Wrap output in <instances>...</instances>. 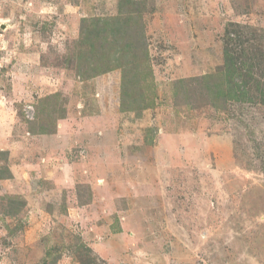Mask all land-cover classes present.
<instances>
[{
  "label": "rangeland",
  "instance_id": "1",
  "mask_svg": "<svg viewBox=\"0 0 264 264\" xmlns=\"http://www.w3.org/2000/svg\"><path fill=\"white\" fill-rule=\"evenodd\" d=\"M123 1L0 0V264H264V0Z\"/></svg>",
  "mask_w": 264,
  "mask_h": 264
},
{
  "label": "trees",
  "instance_id": "2",
  "mask_svg": "<svg viewBox=\"0 0 264 264\" xmlns=\"http://www.w3.org/2000/svg\"><path fill=\"white\" fill-rule=\"evenodd\" d=\"M127 3V5L130 3V6H132L134 3H137V0H126L123 1ZM104 41H107V38L104 39ZM95 39L90 38H84L80 44L90 46L89 51L93 54H98L99 52L96 50L95 46ZM87 49L84 52V55L86 54ZM84 55H82L84 57ZM99 55V54H98ZM244 58H240L235 54L232 50V48H229L225 52V69L223 71V75L225 78V81H223L222 85L218 83H211L206 81L204 86L211 90L215 95L224 97V98H230L236 101H253L254 98L252 97L250 91L253 87L250 86V80L255 78L256 70L255 68L259 65L258 62L255 61V59L250 58V54H244ZM92 66L90 67L91 70H93L95 73L100 71L98 68H96V65L91 61L90 62ZM98 66V65H97ZM101 72H105L107 69H101ZM241 78V81H238L237 79ZM200 82V81H198ZM255 84L254 90L259 91L260 95L264 96V83L260 82L259 80H255L253 82ZM203 84V83H201ZM123 93L126 94V90L123 88ZM155 94V93H154ZM50 100V99H49ZM149 104L151 102L155 103V98L151 97L149 100ZM50 104L52 101H49ZM58 110L54 109V113H56ZM61 116H63L61 114ZM43 132H48L50 130L43 129ZM8 170V169H7ZM9 173V170H8ZM12 212L11 209L8 210V213ZM87 249V248H86ZM89 251V249H87ZM83 264H92V261L88 259L87 261H84Z\"/></svg>",
  "mask_w": 264,
  "mask_h": 264
}]
</instances>
